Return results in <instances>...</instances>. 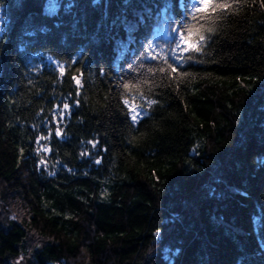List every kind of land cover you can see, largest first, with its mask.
Masks as SVG:
<instances>
[{
	"label": "trees",
	"instance_id": "trees-1",
	"mask_svg": "<svg viewBox=\"0 0 264 264\" xmlns=\"http://www.w3.org/2000/svg\"><path fill=\"white\" fill-rule=\"evenodd\" d=\"M193 6L0 0V264H264V0Z\"/></svg>",
	"mask_w": 264,
	"mask_h": 264
},
{
	"label": "snow or ice",
	"instance_id": "snow-or-ice-1",
	"mask_svg": "<svg viewBox=\"0 0 264 264\" xmlns=\"http://www.w3.org/2000/svg\"><path fill=\"white\" fill-rule=\"evenodd\" d=\"M239 0H194L193 10L190 13L192 23L190 25H185V31L181 32L179 41L177 42V48L181 49L183 52L191 51H201V46H197V43L202 45V42L206 40V36L204 32L212 33L215 31L212 26L215 20L220 19L224 14H226V10L231 9L234 3H238ZM219 10V11H218ZM201 21H208V26L205 27V24L201 23ZM203 29V31H201ZM198 35V42L192 43L193 35ZM187 45V46H185ZM155 59V57H153ZM169 69L172 72L176 71V68L172 66V64L168 65ZM163 71V69H161ZM75 79V78H74ZM79 84V81L77 80ZM125 88H128L129 85L125 84ZM155 101H152L154 103ZM127 104V101H125ZM65 108L68 107L67 104L64 105ZM135 112V109L132 110ZM137 114L132 115V120H137ZM59 135V131L56 133Z\"/></svg>",
	"mask_w": 264,
	"mask_h": 264
},
{
	"label": "rangeland",
	"instance_id": "rangeland-1",
	"mask_svg": "<svg viewBox=\"0 0 264 264\" xmlns=\"http://www.w3.org/2000/svg\"><path fill=\"white\" fill-rule=\"evenodd\" d=\"M11 214V217L26 220L28 218V212L25 207H22L19 203L13 202L10 205V211L7 214ZM30 257V255H28ZM26 255V257L28 258Z\"/></svg>",
	"mask_w": 264,
	"mask_h": 264
}]
</instances>
